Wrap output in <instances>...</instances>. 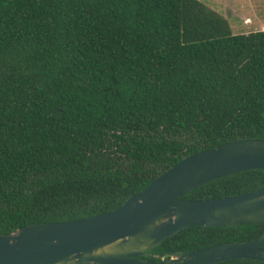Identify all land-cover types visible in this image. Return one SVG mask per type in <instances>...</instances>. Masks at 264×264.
Wrapping results in <instances>:
<instances>
[{
	"label": "trees",
	"instance_id": "obj_1",
	"mask_svg": "<svg viewBox=\"0 0 264 264\" xmlns=\"http://www.w3.org/2000/svg\"><path fill=\"white\" fill-rule=\"evenodd\" d=\"M248 139L264 140V30L233 34L198 0H0V235L113 211L182 159ZM263 188L249 170L183 199ZM262 233L194 226L150 253Z\"/></svg>",
	"mask_w": 264,
	"mask_h": 264
},
{
	"label": "water",
	"instance_id": "obj_2",
	"mask_svg": "<svg viewBox=\"0 0 264 264\" xmlns=\"http://www.w3.org/2000/svg\"><path fill=\"white\" fill-rule=\"evenodd\" d=\"M249 170H264V140H241L198 152L173 165L113 211L29 225L0 235V264L264 262V233L248 241L194 251L150 253L189 227L264 225V188L221 199H183L206 183Z\"/></svg>",
	"mask_w": 264,
	"mask_h": 264
},
{
	"label": "rangeland",
	"instance_id": "obj_3",
	"mask_svg": "<svg viewBox=\"0 0 264 264\" xmlns=\"http://www.w3.org/2000/svg\"><path fill=\"white\" fill-rule=\"evenodd\" d=\"M223 16L233 34L264 30V0H198Z\"/></svg>",
	"mask_w": 264,
	"mask_h": 264
}]
</instances>
